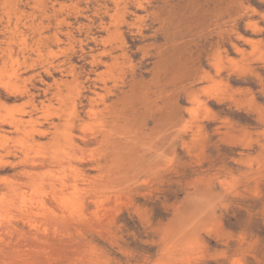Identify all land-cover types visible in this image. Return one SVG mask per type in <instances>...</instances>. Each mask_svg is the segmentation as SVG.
I'll return each mask as SVG.
<instances>
[{"label": "rangeland", "instance_id": "rangeland-1", "mask_svg": "<svg viewBox=\"0 0 264 264\" xmlns=\"http://www.w3.org/2000/svg\"><path fill=\"white\" fill-rule=\"evenodd\" d=\"M3 104L0 264H264V0H0Z\"/></svg>", "mask_w": 264, "mask_h": 264}, {"label": "bare ground", "instance_id": "bare-ground-1", "mask_svg": "<svg viewBox=\"0 0 264 264\" xmlns=\"http://www.w3.org/2000/svg\"><path fill=\"white\" fill-rule=\"evenodd\" d=\"M104 3H105V2H104ZM106 9H107V8H106ZM103 25H104V24H103ZM0 106L3 107V106H6V104L0 105ZM2 107H1V108H2ZM4 108H7V107H3V109H4ZM90 108H91V107H90ZM8 109H9V108H8ZM9 110H10V109H9ZM9 110H8V111H9ZM11 110H12V109H11ZM11 110H10V111H11ZM93 110H94V109H93ZM3 111H4V110H3ZM12 111H14V110H12ZM12 111H11L10 113H12ZM86 111H88V110H86ZM86 111H85V112H86ZM89 111H90V110H89ZM14 112H15V111H14ZM6 113H8V112H6ZM10 113H8V115H9ZM8 115H7V117H8ZM10 116H11V114H10ZM10 116H9V117H10ZM2 118H3V117H2ZM10 120H11V119H10ZM7 121H8V119H7ZM9 123H10V122H9ZM26 123H27V122H26ZM18 124H19V123H18ZM15 127H16V126H15ZM84 127H85V126H84ZM17 128H18V127H17ZM86 128H87V127H86ZM21 129H23V128H21ZM17 130H18V129H17ZM22 131H23V130H22ZM80 136H81V135H80ZM78 145H79V144H78ZM60 160H61V159H59L58 161H60ZM114 161H115V160H114ZM60 167H61V166H60ZM54 170H55V169H54ZM56 170H57V169H56ZM56 170H55L54 172H56ZM51 171H52V170H51ZM27 172H28V171H27ZM52 172H53V171H52ZM52 172H51V173H52ZM66 173H67V172H65L64 174H66ZM27 174H28V173H27ZM30 174H31V173H30ZM41 174H42V173H41ZM64 174H59V175L61 176L60 178H62V176H63ZM36 175H37V174H36ZM42 175H43V174H42ZM45 175H46V174H45ZM45 175H44V176H45ZM55 175H56V174H55ZM59 175H58V176H59ZM67 175H68V174H66V175L63 176V177H67ZM25 176H26V175H25ZM46 176H47V175H46ZM46 176H45V177H46ZM49 176H50V175H49ZM51 176H52V175H51ZM4 177H5V176H4ZM34 177H36V176L34 175L33 178H34ZM45 177H44V178H45ZM53 177H54V174H53L52 178H53ZM31 179H32V178H30L29 181H30V182L32 181L31 183L33 184V180L36 179V178H34L33 180H31ZM42 179H43V177H42ZM47 180H48V179H47ZM52 180H53V179H52ZM61 180H62V179H61ZM61 180H60V181H61ZM34 181H35V180H34ZM36 181H37V180H36ZM36 181H35V182H36ZM43 181H44V180H43ZM50 181H51V179H50ZM58 181H59V180H58ZM63 181H64V180H63ZM38 182H40V180H38ZM48 182H49V181H48ZM31 183H30V184H31ZM44 183H45V182H44ZM58 183H59V182H58ZM61 183L63 184V182H61ZM41 184H43V183H41ZM48 184H49V183H48ZM53 184H54V183H53ZM62 184H60V185H62ZM64 184H65V183H64ZM71 184H72V182H71ZM73 184H74V183H73ZM23 185H24V184H23ZM35 185H36V183H35ZM75 185H76V183H75ZM25 186H26V185H25ZM36 186H37V185H36ZM62 186H63V185H62ZM68 186H69V185H68ZM13 187H14V186H12L11 188H13ZM18 187H19V186H16V188H13V190H15L16 192L13 191V190H11V192L13 191V192H15V193L17 194V193L19 192V191H17V190H20V189H18ZM38 187H39V186H38ZM65 187H66V186H65ZM65 187H64V188H65ZM71 187H72V186H71ZM71 187H69V188H71ZM29 188H31V186H30ZM40 188H41V186H40ZM62 188H63V187H62ZM66 188H68V187H66ZM76 188H77V186H76ZM38 189H39V188H38ZM60 189H61V187H60ZM71 189H72V191H73L74 186H73V188H71ZM24 190L26 191V189H24ZM30 190H31V189H30ZM34 190H35L34 192H36V189H34ZM39 190H41V189H39ZM39 190H38V191H39ZM47 190H48V189H47ZM54 190L56 191L57 189L54 188ZM76 190H77V189H76ZM9 191H10V190H9ZM20 191H21V190H20ZM22 191H23V190H22ZM22 191H21V193H22ZM31 191H32V190H31ZM52 191H53V189L49 190V192H52ZM60 191H61V190H60ZM62 191H63V190H62ZM68 191L70 192L71 190L68 189ZM72 191H71V193H72ZM45 192H46V190H45ZM47 192H48V191H47ZM47 192H46V193H47ZM49 192H48V194H49ZM69 192H68V194H69ZM73 192H74V191H73ZM1 193H2V192H1ZM1 193H0V194H1ZM15 193H14V194H15ZM23 193H24L23 195H25L26 192L23 191ZM36 193H37V192H36ZM36 193H35V194H36ZM38 193H39V192H38ZM46 193L42 192V195H41V196H43V195L46 194ZM54 193H55V192H54ZM54 193H53V194H54ZM5 194H6V193H5ZM28 194L31 196V195H33L34 193H32V194H31V193H26L27 196H28ZM35 194H34V195H35ZM48 194H46V195H48ZM72 194H73V193H72ZM75 194H78V192L75 193ZM11 195H13V194L11 193ZM18 195H19V193H18ZM18 195H16V196H18ZM39 195H40V194H39ZM58 195H60V194L58 193ZM73 195H74V194H73ZM2 196H3V198L5 197L4 194H3V195L1 194L0 199L2 198ZM14 196H15V195H14ZM27 196H26V197H27ZM41 196H38L37 199L41 200V198H42ZM44 196H45V195H44ZM44 196H43V197H44ZM63 196H65V194H64ZM79 196H80V195H79ZM18 197H19V196H18ZM24 197H25V196H24ZM24 197H23V198H24ZM56 197H58V196H56ZM59 197H60V196H59ZM67 197H68V196L61 197V198H62L61 200H63L64 198H66L67 200L65 199V200H63V201H68V198H67ZM76 197H78V196H76ZM104 197H105V196H104ZM104 197H103V198H104ZM6 198H7V197H6ZM14 198H15V197H14ZM20 198H21V197H20ZM23 198H22V199H23ZM8 199H9V198H7V200H8ZM30 199H31V198H30ZM30 199H29V201H30ZM37 199H36V200L34 199L35 201L33 200L34 203H36V201H37V202L39 201V200H37ZM43 199H44V198H43ZM43 199H42V200H43ZM58 199H59V198H58ZM69 199H70V198H69ZM74 199H75V197H74ZM77 199H78V198H77ZM100 199H101L102 201H104V199H102V197H101ZM100 199H99V200H100ZM7 200H4V201H5L6 204L8 205V203H10V202L8 201V203H7ZM10 200H15V199H10ZM17 200H18V199H17ZM31 200H32V199H31ZM53 200H55V199L53 198ZM56 200H57V199H56ZM78 200H79V199H78ZM97 200H98V199H97ZM105 200H106V199H105ZM20 201H21V200H20ZM20 201H19V202H20ZM22 201H23V200H22ZM29 201H28V200H24V202H27V204L29 203ZM33 201H32V202H33ZM57 201H58V200H57ZM5 202H3V203L1 202L0 205L3 204V205L5 206V205H6ZM19 202L17 201L16 203H17V204H21V202H20V203H19ZM24 202H23V203H24ZM32 202H31V203H32ZM41 202H43V204L45 203L44 200L41 201ZM41 202L39 201V203H41ZM68 203H69V202H68ZM95 203H96V202H95ZM99 203H100V202H99ZM17 204H13V206H14V205L19 206V205H17ZM36 204H37V203H36ZM43 204H42V206H43ZM74 204H75V202H74ZM37 205H38V204H37ZM37 205H35V204L33 205V203H32L31 206H33V207L35 206V207H36ZM39 205H40V204H39ZM45 205H47V204H45ZM45 205H44V206H45ZM58 205H59V204H58ZM70 205H71V204H70ZM101 205H102V204H101ZM4 206H1V207L3 208V210H5L6 213H8L9 211H8V212L6 211V209H7L8 207L5 206L6 209H4V208H5ZM9 206H10V205H9ZM11 206H12V204H11ZM16 206H14V207H15V210L18 209V208L21 209V210H24V207H26L24 204H23L24 207L22 206L23 209L20 208V207H17V208H16ZM31 206H29V207H31ZM40 206H41V205H40ZM47 206H48V205H47ZM73 206H74V205H73ZM1 207H0V210L2 209ZM29 207H28V208H29ZM49 207H50V206H49ZM70 207H71V206H70ZM97 207H98V206H97ZM37 208H38V207H37ZM37 208H36V209H37ZM42 208H43V207H42ZM51 208H52V207H50V210H51ZM13 209H14V208H13ZM13 209H11V211H13ZM34 209H35V208H34ZM47 209H48V208H47ZM75 209H77V208H75ZM26 210H28L27 207H26ZM30 210L33 211V209H30V208H29V211H30ZM50 210L48 209V211H50ZM53 210H54V209H53ZM16 211H17V210H16ZM18 211H19V210H18ZM35 211H36V210H35ZM35 211H33V212H35ZM68 211H69V210H68ZM1 212H2V210H1ZM3 212H4V211H3ZM26 212H27V211H26ZM50 212H51V211H50ZM50 212H49V213H50ZM52 212H53V211H52ZM54 212H55V211H54ZM72 212H73V211H72ZM65 213L67 214V212H65ZM65 213H64V214H65ZM82 213H83V212H82ZM10 214H11V213H10ZM30 214H31V213H30ZM51 214H52V213H51ZM55 214H56V212H55ZM46 215H47V214H46ZM103 215H104V214H103ZM51 216H52V215H51ZM5 217H6V216H5ZM42 217H43V216H42ZM49 217H50V215H49ZM52 217H53V216H52ZM30 218H31V217H30ZM53 218H55V217H53ZM53 218H52V220H53ZM27 219H28V218H27ZM31 219H33V218H31ZM57 219H58V217H57ZM62 219H63V218H62ZM24 220H25V219H24ZM28 220H30V219H28ZM28 220H27V221H28ZM35 221H36V220H35ZM54 221H57V220L54 219ZM54 221H53V222H54ZM36 222H37V221H36ZM0 226H1V225H0ZM1 228H2V226H1ZM6 231H7V230H6Z\"/></svg>", "mask_w": 264, "mask_h": 264}]
</instances>
